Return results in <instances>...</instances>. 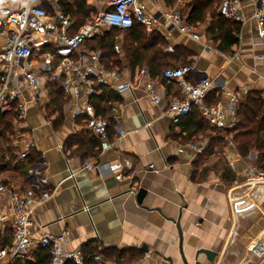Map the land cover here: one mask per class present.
Wrapping results in <instances>:
<instances>
[{"label":"crops","instance_id":"obj_1","mask_svg":"<svg viewBox=\"0 0 264 264\" xmlns=\"http://www.w3.org/2000/svg\"><path fill=\"white\" fill-rule=\"evenodd\" d=\"M141 1L146 4V12L158 21L150 32L144 26L147 34L163 39L166 52H173L177 46L188 52L186 59L195 70L187 75L188 82H195L198 75L213 79L210 95L223 103L227 92L247 89L243 100L250 92L264 91V27H258L249 18L245 23L238 22V42L230 50L222 51L213 46L206 33L209 16L204 23H197L201 35L197 41L164 23L161 12L175 7L176 0ZM241 2L248 17L255 2ZM181 9L188 14L191 5ZM117 31L114 43L121 45V39L117 38L123 39L124 31ZM4 43L5 38L0 37V46ZM93 43L92 40L88 45L94 47ZM118 55L123 60L122 45ZM233 55L236 56L232 58ZM142 67L147 69L148 77L157 81L165 98L180 95L178 83L168 81L161 72L151 76L145 65L133 71L124 66L125 74L136 77L137 83L122 96L105 90L102 106L108 109L106 115L113 105H119L125 134L104 152H100L99 145L92 148L87 137L84 139L87 153L75 150L78 143L70 144L71 138L84 133L95 136L63 108L58 121L57 113L49 115L28 105L25 120L33 130L38 149L30 158L38 155L44 159L48 187L53 190L47 200L34 206L30 230L35 236L66 232V249L91 244L97 250L120 255L119 264H169L167 257L179 264V235L174 221L178 218L185 255L192 257L200 248L213 249L218 253L213 264H226L230 254L237 257L231 264H239L241 256L234 244L239 236L236 222L240 216L232 209L228 192L243 181L250 161L239 155L236 147L227 148L224 139L222 142L212 139V148L203 154L189 148L187 144L202 140L209 144V137H216V132L204 122L196 106L191 111L199 115L195 125L188 119L191 112L174 124L147 95L144 86L147 76L140 73ZM209 98L205 99L206 105ZM202 125L206 127L204 132ZM227 136L232 139L233 135ZM221 144L224 153L218 152ZM179 147H183L182 152H178ZM85 161L94 162L98 168H85ZM29 167L11 155L10 160L0 161V178L9 187L22 189L28 183ZM117 175L120 178L116 179ZM140 188L146 194L138 203L136 194ZM234 201L235 198L232 202L235 205ZM0 235L11 239V230L0 229ZM201 257L205 259L204 255ZM106 262L118 264L113 258Z\"/></svg>","mask_w":264,"mask_h":264},{"label":"built area","instance_id":"obj_2","mask_svg":"<svg viewBox=\"0 0 264 264\" xmlns=\"http://www.w3.org/2000/svg\"><path fill=\"white\" fill-rule=\"evenodd\" d=\"M87 2L93 6V11L83 24L74 29L72 19L60 8L59 0H0V37L5 38V43L0 46V116H12L9 128L0 135V161L10 160L14 155L18 163L29 164L30 155L38 149L25 114L29 104L45 111L52 90L59 91L65 100L63 110L70 113L75 121L79 118L78 125L98 138L100 152L110 149L125 134L120 122V106L113 105L110 114L103 116L97 113L93 101L106 89L120 96L130 92L137 78L126 75L125 70L118 67H108L102 50L90 47L88 42L110 29L125 31L135 22L150 32L158 21L146 12V4L141 0ZM191 2L176 0L175 7L161 14L168 27L200 41L198 24L188 23V14L181 9L190 7ZM254 2L255 7L248 17L243 12L241 0H221L218 11L226 19L245 23L249 18L263 28L264 0ZM113 49L115 53H121L120 43H114ZM140 73L147 76L144 86L151 102L160 106L174 124L196 106L204 122L214 132L224 133L237 125V108L247 89L225 93L224 103L218 101L206 105L205 99L213 88L214 80L198 75L195 82H188L187 75L195 73L192 63L168 67L161 72L165 79L177 82L180 87V95L169 99L164 97L157 81L148 77L145 67L140 69ZM260 98L264 106V91ZM110 129L114 131L111 139ZM223 139L227 148L236 147L231 137L225 135ZM187 145L197 154H203L208 147L206 140ZM182 151L183 147H179L178 152ZM247 159L250 164L244 181L228 192L229 203L235 212L238 207L232 203L234 196H240L238 201L255 203L259 202L264 191V169L255 164L257 155L249 153ZM29 165L28 183L22 189L9 187L0 178V229L11 230L10 243L0 247V264H12L28 258L39 248L47 249L49 264L68 261L83 264L80 248L66 249V232L39 236L31 232L34 206L47 200L53 190L48 187L44 159L41 157ZM83 165L88 169L98 168L94 162L85 161ZM252 202L247 208H254ZM94 259L97 264H108L98 255ZM260 264H264V258Z\"/></svg>","mask_w":264,"mask_h":264},{"label":"trees","instance_id":"obj_3","mask_svg":"<svg viewBox=\"0 0 264 264\" xmlns=\"http://www.w3.org/2000/svg\"><path fill=\"white\" fill-rule=\"evenodd\" d=\"M174 0H168L172 2ZM221 0H192L191 9L187 15L188 23H204L206 18L210 17V23L206 29V33L211 39V42L215 48L228 51L230 47L238 42L237 33L240 29V24L237 21L226 19L218 11ZM59 6L63 12L70 16L73 21L74 29L83 24L91 15L93 10L91 5H88L83 0H59ZM118 34L115 29L105 31L103 36L95 38L94 47L102 50L105 57V62L108 67H118L123 69L124 66L133 71L136 67L145 65L151 76L162 72L168 67H177L185 64H190V60L186 59L188 52L181 47L177 46L173 52L169 53L165 51L166 43L158 35H149L145 31L144 25L135 22L133 26L123 33L122 42V54L123 60L120 55L115 53L113 44L115 42L114 36ZM105 90L101 93V96H97L98 99H94L93 105L97 109V113L106 115L108 109L103 108L102 100L105 95ZM208 93L209 100H206L207 104H215L217 98ZM50 101L45 106V112L51 115L57 113V120L61 121L62 108L65 104V100L62 98L59 91L52 90L49 94ZM206 97V98H207ZM238 123L234 129L226 130L224 133L216 131V137H209L210 141L206 150H209L212 144V139L216 142H222L223 136L232 133V139L236 143L237 152L242 157H245L252 151H256L258 154V163L264 168V106L261 102L260 92L253 91L247 94V96L238 105ZM199 118L198 114L191 112L188 119L195 125L196 118ZM12 116L5 115L0 116V135L9 128ZM79 123V118L76 119ZM202 123V122H201ZM203 124V123H202ZM202 132L206 131V127L202 125ZM193 134V133H192ZM113 135V130L110 129L109 139ZM207 135V134H206ZM190 136V135H188ZM87 137V142L93 148L99 145L98 138L84 135H78L75 138H71L70 144L78 143L76 147L77 152H84L86 154V148L84 147V139ZM217 142V143H218ZM213 145V144H212ZM212 148V147H211ZM221 153H224L223 145L218 148ZM213 150V149H212ZM41 158L36 155L29 159V164L38 162ZM10 236L0 235V247L10 243ZM83 253V264H97L95 256H101L102 260H109L113 258L118 264L120 263V255H113L105 250H97L91 244H87L81 247ZM12 264H49V254L47 249H36L28 258L23 260H16ZM65 264H73L68 261Z\"/></svg>","mask_w":264,"mask_h":264},{"label":"rangeland","instance_id":"obj_4","mask_svg":"<svg viewBox=\"0 0 264 264\" xmlns=\"http://www.w3.org/2000/svg\"><path fill=\"white\" fill-rule=\"evenodd\" d=\"M117 35H119V34H117ZM117 39L119 41L121 39V45H122V42H123L122 37H118ZM252 153L257 155V159L255 161V164L260 166V164L258 163L257 152L252 151ZM246 157H247V155L243 158H246ZM247 167L248 166H246V170H247ZM229 175H228V177H229ZM233 178H234V175H233ZM244 178H245V176H244ZM243 181H244V179H243ZM228 187H230V186H228ZM248 194H253V192H248ZM258 201L259 202L256 201L255 203L250 201L253 203L254 208H256L254 214H252L249 217H240L237 219V222H236V224H238V228H237L236 232H237V234H239V236H237V238H236V241H235L236 245L234 244V247H236V253H240V256H241L240 260L248 258L247 254L251 253L252 249H256L255 243L252 241L264 243V199L263 198L258 199ZM252 209L253 208H247V206H246V208H244V210H246V211L252 210ZM234 224H235V222H234ZM249 244H250V246H249ZM248 247H250L251 250H249ZM258 251L260 252V254L254 255L250 260V262H252V264H260V262L264 258V246L261 248V250H258ZM240 256L238 257V259L240 258ZM236 258H237L236 255H233V254L228 255V257L226 259V264H231L232 262H234V260Z\"/></svg>","mask_w":264,"mask_h":264},{"label":"water","instance_id":"obj_5","mask_svg":"<svg viewBox=\"0 0 264 264\" xmlns=\"http://www.w3.org/2000/svg\"><path fill=\"white\" fill-rule=\"evenodd\" d=\"M116 178V176H115ZM117 179V178H116ZM146 194V191L143 188H140L136 194V200L138 203L142 201ZM173 221V219H171ZM175 221L178 235H179V243H178V254H179V264H213L218 253L216 250L213 249H205L200 248L196 249L192 257H189L185 255V253L182 250V232L179 225L178 218ZM201 255L205 256V259L201 257ZM169 264H174L173 259L171 257H167L166 259Z\"/></svg>","mask_w":264,"mask_h":264},{"label":"bare ground","instance_id":"obj_6","mask_svg":"<svg viewBox=\"0 0 264 264\" xmlns=\"http://www.w3.org/2000/svg\"><path fill=\"white\" fill-rule=\"evenodd\" d=\"M258 193V192H257ZM255 199H256V193H255ZM264 197V191H263V194L260 195V198L259 199H262ZM235 198V205H237L238 209H237V213L238 215L241 217L243 215H246V214H249V215H252L254 212H255V209L256 208H253L252 210H244L242 209L243 208H246V206H249L250 205V202H244V201H238L237 199L240 198V196H234ZM237 200V201H236ZM257 200V199H256ZM255 200V201H256ZM263 232V231H262ZM259 239V238H258ZM261 239V238H260ZM255 243V246H256V249H252L251 250V253L247 254L248 255V258H245L243 260H241V262L239 264H245L247 263V261L250 262L251 258L254 256V255H259L260 252L258 250H261V248L264 246V243H259V242H256V241H252ZM261 246V247H260ZM246 254V253H245ZM244 255V254H243ZM252 264V262H250Z\"/></svg>","mask_w":264,"mask_h":264}]
</instances>
